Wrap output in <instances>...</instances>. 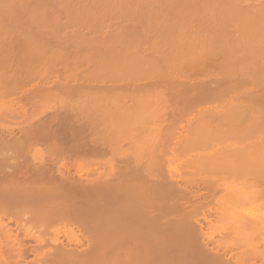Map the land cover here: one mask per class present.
<instances>
[{
	"label": "rangeland",
	"instance_id": "obj_1",
	"mask_svg": "<svg viewBox=\"0 0 264 264\" xmlns=\"http://www.w3.org/2000/svg\"><path fill=\"white\" fill-rule=\"evenodd\" d=\"M263 1L264 0L260 2H263ZM258 2L259 0H0V64L5 63V65L2 66L3 68L8 66L7 68L8 71L7 72L4 71L5 70L4 68L0 70V74L8 73L7 76L9 77V81H11L10 79L13 77H10L9 73L12 71V74L16 78L17 82L19 81V79L22 80V78L23 79L25 78L24 80L26 81L24 84L25 86H23L22 88V91L20 88L22 86L20 85L19 87L20 90L18 89L19 91L17 90V87H15L14 92L7 94L11 102H13L11 103L10 100L8 101L5 97H3L4 92L5 93L9 92L6 89L7 81L1 82L2 80L0 79V84H4L5 86V87L3 86L2 87L3 89L0 91V95L2 93V96H0L1 97L0 99L6 103L8 101V105L10 106L9 107L8 105L6 106L2 104L0 107V125H1L0 126V141H1L0 143L3 144V145L0 144V147L3 146L5 150H7V151H4L3 147H2L3 149L2 148L0 149V161H1L0 164L3 163L4 165L6 164L5 162L9 163L11 161L14 162L16 160L17 163L18 164L21 163L22 166L24 165L22 162L24 163L27 162V164H30V162L31 164H33L34 162L38 164L39 163H44V164L52 163L51 166L53 167V166H57V164L60 165V163L62 164L64 162V164L66 163V167H68L67 170L70 173H72L71 175L75 174L73 177L69 175L72 177V179L76 180V178L77 179L82 178V177H77L78 175L76 173L77 172L80 173L82 171L81 169H87L89 171V172L87 171L88 174H86L85 172L86 170H83V172L86 174L85 177H87L88 179V180L86 179L87 182L90 181V179L92 180L95 179L96 178L95 176H99L98 178L103 177V178L109 179L110 181H114L116 179L118 180V178L120 177V180H119L120 184L119 183L117 184V180L114 181L116 182L115 186L118 185L119 189L120 188L123 189L124 186L122 183L126 182V185H127V182L129 183L131 182V181H128L129 178H126V177L127 176L130 177L129 175H132L133 172H135L132 175V177H135L137 181L134 180L132 177H130V179L133 180V183L136 182L135 183L136 185H132L133 183L131 182L132 184H130L129 186L131 187L132 185L133 187L134 186L136 187L131 188V190L132 189L136 190L137 187L139 189H142L144 193L143 192L141 193L142 194L141 197L143 198V195L145 196V194L149 196L148 201L143 200V202L147 203L150 201V198L152 199V202H150V204L152 203V205L148 204L150 208L147 205L149 212L153 211L154 213H156V215H159V213L162 212V210L166 209L164 207L165 205L167 206V203L168 204L172 203L168 200H173L172 199L173 197L172 195H169V194H166V195H168L169 197L171 196V198L166 196L165 193H163V191L164 190L166 191L167 188H165L161 184H157L156 178H158L157 177L158 171L156 170L157 171L156 172L154 170L155 168H157V166L153 168L155 161H156L155 165H157V163L161 164V166H163V168L165 169L163 170L167 172L168 171L167 169L170 167L169 164L173 161L172 159L176 158L177 164H174V165L175 166L179 165V167L177 168H180V169L178 170H180L182 173L187 172V171L192 172V170H194L193 174L195 172V174L197 173V175L194 174L195 176L193 175V177L196 178L197 176V178H199L206 174L205 173L206 171L202 170L204 167H206L204 165H206L208 162L207 164L208 166L209 162H211L212 160L214 161L217 155L218 157L223 154L230 155L233 151L232 148L241 149L242 147H240V145H242L244 148V151H246L248 149L251 150L252 148H256L257 145L260 146L261 144H263L264 128H262L261 130V128H259L258 126V127H253V128L250 127V129H248L247 127L249 126L247 127L245 126V123H248L247 125H250L249 121L252 122V120H250L249 117L251 116L253 117V114H255L253 112H249L250 108L252 109L254 107L252 111L257 110L258 113H260V115L263 114L261 113V107L263 103L260 100L264 99V86H263L264 84V13L256 7L258 6L257 4ZM222 3H224V9L221 10ZM226 3L228 4L225 6ZM244 3L245 4L247 3L246 5L247 7L248 6L253 7V5H255L254 8L256 7L257 9L250 8V7L247 8L246 6H244L245 5ZM226 8L230 11H227ZM220 10L227 11L228 16L225 17V19H223V17L220 18V16L218 15V13H220ZM223 25L227 26L226 30H228V32L225 31V27H223ZM231 28L233 29L231 30ZM55 29L56 30L60 29L61 31L57 32L55 31ZM66 32H69L71 34L67 35ZM59 34L62 36L65 34L66 36L70 38H74V39L71 40L67 38L66 36H65L66 38L62 37ZM87 54L88 55L90 54L92 56L95 55L97 56L95 57L97 59H94L92 57L90 58V56L88 58ZM72 56H74V59H72L73 58ZM108 57L111 60L113 59L111 64H113V61H116L114 63L117 64L118 63L117 60L123 59L124 63H126V64H123V66L126 65V67H128L129 65H131V67H135L133 69H136V71L138 72L144 71V75L146 76H144L142 73L140 75L139 73L135 71L137 75H140V77H138L134 72L131 71L133 74L130 73L131 74V75L129 74L130 77L127 78L125 74L123 75L121 72H115V70L113 69L114 68L117 69V67L113 66V68L111 69L106 68L104 72L106 73L110 72L107 70L109 69L112 72L110 74L114 73L113 74L114 76H116V73H121V75L117 74V77H121L120 80L117 77H115L116 78L115 79L114 77L110 76V74H107V76L108 75L109 76L106 77V75L105 76L102 75L101 70H103L102 68L104 67H101L100 65L102 64V66H104L106 64L108 66L107 64L109 60L107 59ZM65 58L69 59L68 63L65 62L66 61ZM104 58L107 59V62H105L106 60ZM70 59H71V62H70ZM88 59L98 60L96 61L97 64L101 63V61L103 63L99 64V66L96 68L97 64H94L96 62H91V64L93 63L96 66L91 65L87 67V65H89ZM124 59L127 60V62H125ZM58 60L66 64L65 66L74 65V67L72 66L71 69L76 67V69H73V70H76L77 71L76 73L79 72L78 74H80L82 70H84V66L86 65L87 67L86 69H89L92 73L90 75L94 77L92 78V76H87L88 74H85L86 72H88L87 70V71H83L84 74H81L83 76L90 77L87 79L85 78L86 81L83 80V76L81 77L79 76L81 78L79 81L76 74L74 75L75 78L70 79L65 76L71 77L74 71H72L71 74H69L67 71H65L66 68H62L65 66H59L60 68L57 66L56 68L55 67L56 65H54V68L52 67L53 66L52 65L51 68H53V70L58 71L60 73V77L57 74L58 72L53 74V72L51 71L50 72L52 73L50 74L51 76L50 77L47 76V78H49L51 82H49V80L47 82L45 81L48 86L45 84V82H43L44 77L40 79L41 77L39 75L38 77L39 80H38L36 79L37 78L36 75H32L33 78H31L32 76L29 75V74H33L34 72L33 70H31L32 72L30 71L33 65H37L38 63H43L41 64V67L40 66L37 67V68H40L39 70L42 69V72H43L46 70L47 66H49L51 62L53 63L57 61L56 64L58 63L60 64ZM86 61L88 62L85 63ZM168 61H170V63ZM181 61H184L186 64H189V65H192V63H195V65H192L195 67L193 68L195 71L199 68V67L196 68L198 63H199L198 66H201V64L204 62L206 63L207 66H209L210 69H207V72H204V71L202 72L200 70L201 73L199 72V70H197L196 73L197 72L199 73L196 74L193 71V69L191 70L189 69L190 67L189 66L187 67L189 69V72L193 71V73L192 72L186 73V74H191L189 75V77H186L184 76L185 74L183 72H181L183 75L179 73L180 69H177L180 67V63H181V66H183L182 64L185 65V63ZM8 62L10 64L13 62L12 68H10V65ZM47 62L49 64H47ZM121 62H119L116 66L118 65L120 66ZM171 62H173L172 64L173 66L172 65L166 66V64L169 65L171 64ZM207 63L210 65H208ZM45 64H47V66L42 67V65H45ZM25 66H31V67H28L29 69H27V67ZM147 66L149 67L148 68L149 70L147 69ZM157 66L161 67L160 68L161 74L156 73L159 70ZM152 67H155V68H152ZM37 68H34V70L36 69L35 72L40 73V71ZM151 68L153 70H151ZM120 69H123V68H120ZM124 69L126 68L124 67ZM130 69L132 70V68ZM47 70L40 74H42V76H45L47 73ZM165 70L166 72H169L168 73L169 76L166 75L167 73H164ZM35 72L34 74H36ZM66 72L67 74L61 78V75ZM106 73H103V74H106ZM176 73H179V74H176ZM127 74L128 73H126V75ZM162 74H164L163 75L164 77L162 76ZM47 75H49V73ZM97 75H99V78H96L98 77ZM101 75L105 78L101 77ZM156 75L158 76L156 77ZM34 76H35V79H34ZM160 76L162 77L159 80ZM224 76L226 78H224ZM111 77L113 80H111ZM168 77H174L173 79L174 81H169V83H172V82L174 83L173 85L174 87H170L171 85L169 86L167 83H165ZM3 78H4L3 80L7 79L5 78V76H3ZM65 78H67V80L63 81V79ZM94 78L96 79L94 80ZM106 78H110L109 80H111V82H108L109 80ZM175 78L178 80L180 84L175 83ZM33 79L34 81H31ZM73 79L75 81V84L73 83ZM76 79H78L80 86L84 85V84H81L82 82L84 83V81L86 83L84 86H92V87H89L90 91L89 90L83 91L85 89L82 88L81 90L83 94H79V92L77 91H81V90H77L76 91L77 94L81 95V97L76 95V93L75 95L74 93H72L73 95L72 97H69L67 94L65 96V94H62L63 93L62 92L60 93L61 94L60 96L58 95L59 97L57 96L58 99H55L54 97L49 98V99L54 98V100H56L55 102L53 100L49 101V99L41 100L42 102L44 101L47 102L45 106L47 107V109L49 106H52L53 107L52 109L49 108L47 110L44 107V103L42 102H41L42 104L39 103L38 101H36L37 100L36 98L29 99L25 96V98L21 100V98L23 97L21 96V94L24 95L23 90H25V93H28L27 91H29V87H31L30 90H33V87L35 88L36 85L38 84L37 82H39L37 86H41L43 84L44 87L53 88L52 85H55V86H57V84L62 85L63 82L65 83V85L68 84L69 82L71 83V85L73 84L78 85V82H76L77 81ZM89 79L91 81H89ZM97 79H100L98 80L99 84H97ZM58 80L59 81L62 80V81L59 83ZM154 80L155 81L158 80L157 82L160 86L163 85L162 88L158 87V89L162 93L167 92L165 93V95H167V97L165 96L166 98L170 97V100L173 99V97L179 99V102L177 103V99L174 98V100H176L175 104L171 103L172 100L171 101L169 100L170 101L169 107H171V109H173V107L176 109H180L181 108L180 106H187L188 105L187 102H185L186 104H183V105L180 104L181 103L180 101L185 100L184 98L194 97L197 99L199 97L202 98L203 96L202 102L197 100L199 102L196 101L195 104L191 106L192 110H186V113L188 112L187 116L185 115L182 121L180 120L181 123L179 121L176 122V127H177V130L175 129L176 133L175 132L172 133V130L174 129L172 125L175 126V124L174 122L173 124L172 122L170 123L171 117L170 118L166 117L168 118V121L163 120L162 122L161 119H163L162 116L164 114L162 113L163 114L162 115L161 112L159 113L160 121L159 120H157V122L154 121V123L152 124L149 122L150 126H147V124L141 123L142 126H140L139 121L133 122V120L131 121V119L128 117H126L128 118L127 120L126 119L123 120L121 117L126 115L124 113V111L126 110L122 112L121 108L120 110L117 108L118 106H115L119 110L117 111V113L120 112L121 114L122 113L124 114L120 115V113H118L119 115L115 114V116L113 117L112 114L116 113L115 111L117 110L116 108H112V106H110L112 108L111 111L115 109L114 111H112V113L109 110L107 112L104 110L105 113L104 111L102 113V111H100V109H98L97 107L98 104H95L97 99L94 100L93 95L96 97L101 95V92L104 91L106 87L107 88L111 87L112 89L113 87H115L116 89L120 87L121 89L123 88L122 87L123 85L119 86L120 84H125L126 87H128V85H130L129 87H131V85L133 86L134 84L138 86L141 84L140 86H142L143 84L147 85L148 83L154 84L153 83ZM182 81L185 82L183 85L181 83ZM102 82H103V85H102ZM125 82H129V84L127 85ZM32 83H33V86H32ZM49 83H51V85ZM216 83H218L220 87H217ZM227 83L230 85V87L232 86L231 84L233 83L235 84L234 85L235 87L232 86V89H228V91L226 90V88H224V90H226L227 92L226 94H223V92H221L222 93L221 95L218 89H220L221 91L223 84H226L228 86ZM94 84H97L95 85V88H93ZM109 84L111 85L109 86ZM201 84L203 85L205 84L203 86L204 89H206L205 86L207 85L208 86L207 88L210 91L208 90H206L207 92L203 91ZM198 85L201 88H199ZM96 86L97 87L101 86V87L98 89ZM104 86L105 88H103ZM91 88L92 90H95V91L93 92ZM132 88L134 87H131V89ZM233 88H237V90H240L241 88L242 91L243 89L245 90L243 92L240 90L238 93L237 90H236L237 92L236 91L233 92L234 91ZM5 89L7 91H5ZM114 89L113 91L116 90ZM212 89L214 90V92ZM98 90H99V94L95 95L96 93H98ZM118 90L119 89H117L116 92ZM136 90H137V87H136ZM215 90L216 91L218 90V91L215 93ZM120 91L121 90H119L118 92ZM134 91H132V94H130V96H127V97H130L131 101H132V98H134L133 101L135 103V100H137V96L139 94L142 96L144 92L142 94L141 92L144 90L142 91L138 90L140 93L136 91V94L138 93L137 96L134 95L133 93ZM90 92H92V94ZM85 94L88 97H91L89 98L90 100L86 99L87 96L85 97L84 96ZM113 95L115 96L116 93L112 92V97H114ZM131 95L133 97H131ZM31 97L33 98V96ZM64 97H66L68 101ZM78 97L80 99H78ZM127 97L124 98L125 100L122 99L123 101L122 103L117 102L116 100V104L114 101V103L112 102L113 103L112 105H118V104L123 105V103L125 102L127 103L130 102L129 104H131L133 101L131 102L129 99H128L129 102L126 101ZM17 99H19L20 101V103L18 104H17V101H18ZM105 99H107V97ZM235 99L238 102L239 100H243L242 103L244 102V99L245 101L247 99L248 102H250L251 99L254 101L256 100L257 102L253 101L251 103H248L246 101L247 104L244 102L245 106L246 105L248 106V104H250L252 105V107L250 106L249 108L248 106L249 108L248 110L247 107L241 104L242 105L241 107L243 108L242 111L244 110L246 113H242V112L240 113V110H238L239 112L238 113L237 111H235V107H234L235 104L230 102L232 100L235 101ZM73 100L74 101L77 100L76 107L73 104L74 103ZM88 100L91 103H93V100H94L93 104L95 105L90 106L91 103L88 104L89 103ZM103 101L99 102L98 100L100 105L101 103H103ZM107 101H108L107 103H109L111 100L110 101L107 100ZM52 102H53V105H52ZM57 102H59V104L61 102L66 103V105L63 104L62 106L58 104L59 107L61 106V108L58 107L57 109H55L56 108L55 106H58L56 104ZM258 102H260L261 104H259ZM38 103H39V106H38ZM69 103H71L72 109L75 107L73 111H68L67 107ZM79 103H82V104H79ZM104 103H106V100ZM167 103L169 102L167 101ZM167 103L166 105H168ZM21 104L23 108L21 107ZM36 104H37V107H34ZM78 104L80 107H78ZM256 104H258L261 107L257 106ZM3 105L5 108L2 109ZM84 105L85 107L89 106L87 107L88 110L84 107ZM230 105L233 106L234 110L231 109ZM123 106L125 108L126 107L128 108V105L126 106L123 105ZM14 107L16 108L15 110H13ZM91 107H93L94 111L93 109L92 111H90ZM244 107L245 109H247V111L244 109ZM63 108H66V110H64ZM69 108L71 107L69 106ZM76 108L78 110H76ZM95 108H97V110H99L100 112L99 111L96 112ZM171 109L166 108L164 112L167 113L168 111V113L165 116H169V110ZM182 109L185 110L187 108L182 107ZM2 110H4L5 112ZM216 110L219 112V114H222L220 112L227 111L228 114L224 112L225 114H227V117L228 116L230 117L231 114H235L237 116L241 115V118L242 116L244 117L246 116L248 118H244V119L242 118L243 119L242 122L244 121L243 123L244 127L238 128V130H237V126L238 127L242 126V124H240L239 118H238L239 125L235 126L236 129L235 127L232 126V123H231L232 120L230 121V124L232 127H230V125H228L227 127L226 124H225V127H221V125L224 126V124H221L220 127L218 126L219 128L217 127L218 129L217 128L215 129L214 126L218 124L217 122L216 123L214 122L215 119L213 117H215V113L213 114V111H216ZM126 112H128V109ZM198 112L200 116H198L199 115ZM218 112L216 115H218ZM201 113H203V116H201L202 115ZM103 116H105V118ZM108 116L111 118H109ZM116 116H119L117 117L118 119L116 118ZM211 116H213L212 120L214 123L211 120ZM254 116H257V115H254ZM263 116L262 118H259L258 120L255 119L257 120V122L259 121L258 124H263L260 127H264V121H263L264 117ZM193 117H195L194 118L195 123L193 122L194 120L192 119ZM227 117H226V122H228ZM166 118L164 117V119ZM233 118L235 117L233 116L231 119ZM108 119L110 122L106 121ZM110 119H112L113 121ZM120 119L123 120L124 123L121 124ZM219 119L220 118L218 116V121H220ZM128 120L132 122L131 125H128L129 123H131L130 121L128 122ZM117 121H120V122H117ZM125 121H127V124H125L126 123ZM236 121H237V118H236ZM115 122H117V125L115 124ZM138 122H139L138 125H133V123L137 124ZM196 122H198L197 123L198 127H195ZM212 123L214 124V126H212L213 125ZM221 123H224V122L222 121ZM199 124L200 126L205 125V127L203 126L200 127ZM234 124L236 123L234 122ZM171 127H172V130H169ZM245 127L247 129L244 130L243 128ZM232 128L233 130H237V131H241V129H243L244 132L241 133V132L235 131L237 133L233 134L234 131H232ZM221 130H224V131H221ZM227 130H229V133ZM246 130H248V132L250 131V133H248ZM150 131L153 132V134H151ZM158 131L160 132V135H159V138H156ZM167 131H171V135H168L170 134V132L167 133ZM28 132L33 133V135L28 136ZM118 132H125L128 134L127 135H117L116 133ZM115 134L117 136H115ZM142 135L143 136L146 135V136L141 137ZM153 135L156 136V137L154 136L156 140L153 138ZM1 137H6V138L1 139ZM260 138L262 139L261 143H260L261 140H259ZM17 148L22 149V151L18 150ZM39 149L40 151L42 149L44 150V151L43 150L41 151V153L43 152L42 153L43 155L41 153L37 155L34 152V151L37 152V150ZM230 150H231V153H229ZM4 160H7V161L4 162ZM246 160L247 159H245V161ZM151 162H153L152 165L150 164ZM106 163H107V166L108 164L110 165V163L114 164L113 165L114 168L116 167L115 172H117V174H114L115 176L111 177L108 175H104L105 173H107ZM191 163L192 164L198 163L197 165L199 168H196L197 167L196 165H195L196 167L192 166ZM77 164H80V165L76 166ZM82 164L83 165L88 164V165H86L87 167L85 166L84 168ZM91 164H93L94 167H92ZM8 165L10 166V163ZM8 165L6 166L8 167ZM6 166L4 165L3 167L6 169L7 168ZM80 166H83V167L80 168ZM200 166L203 167L201 168V170H200ZM77 167L80 169L76 170ZM88 168L91 171H93L94 174H92V172H90ZM127 168L129 169L126 170ZM118 169L120 170L119 171L120 174H118L119 172L116 171ZM205 169H207V167ZM103 170H106V171H103ZM122 170H123V173L121 174ZM197 170L198 172H196ZM126 171L128 172V175L126 174ZM202 171L204 172V174L202 173ZM97 172L100 173L101 177L100 175H96L98 174ZM164 174L167 175V173H164ZM125 175L127 176L124 177ZM184 176H187V175H184ZM55 177L57 176L55 175ZM65 177H68V176H65ZM64 178H61V179H64ZM124 178L127 180H125ZM167 178L169 177L167 176ZM56 179H59V178L57 177ZM84 181L82 180V182ZM50 184L51 183H49L48 185ZM56 184L55 182H52L51 186L56 185ZM48 185L47 187H49ZM159 186H162L163 188H160ZM56 188L57 190H55L54 188L53 189L57 192L58 191H61V192L64 191L63 193L67 192V194H64V195L70 196V194H68L69 191L67 190V186L58 185V187ZM62 188H64V190ZM105 188L106 187H101L100 189L90 188L88 189L89 192H86L87 189L85 191L83 189V192H82V188H81V191L77 190V192L80 191L81 194H83L84 196L76 192L74 193V196L76 197L73 196V199H70L72 200V203H75V205L78 206V208H75L76 206L74 207L72 206L74 204L70 205L75 210L80 211V213H83L85 211L86 216L88 214L89 215L92 214V216H95L94 223H90L91 226L89 225L87 226L89 227L95 226L94 228L103 227L102 229L104 230L101 229L102 234L103 232L104 234H106L105 232H107V229H108L107 227L108 223L106 221V219H108L107 218L108 216L105 217V215L106 214L109 215V213H107L106 211L109 212V210H113V211L118 210L117 211L118 213H123L124 209H122L123 211L121 210V207L123 206H122V203L120 204V202L123 201L122 199H126V197L124 198L122 194H119L120 193L119 190L117 191L119 195L117 193H114V194H117L116 197H123V198H116L115 196L112 195L113 193L108 194L106 190H109V189L108 188L105 189ZM138 188L137 190H139ZM116 189L117 187H115L114 190ZM135 190H132V191L136 193ZM58 193L60 194V192ZM107 195L108 197L113 196L116 199V201L114 198H111L110 200L107 197L105 198L104 196H107ZM78 196H82V197H78ZM202 196L200 198L197 196V198H199L200 201H203L205 200V198ZM66 199L67 200H65V202L69 206V204H71L70 203L71 201L68 198ZM112 199L114 200L111 201ZM133 199L131 198L130 199L131 201L130 200L128 201L127 199L126 202H130L132 204V201H133L135 203ZM76 200L79 202H77ZM68 201L69 203H67ZM194 201H197V203L194 202L195 204H199L198 199H194ZM136 202H141V203L134 204V207L131 206L129 203H128V206H125L129 208L130 206L133 207L135 211L137 212L136 217L139 218V219L136 218L137 220H139L137 221L139 223L138 224L139 229L137 230L139 231H137L136 229L135 230L137 232L135 230L132 231L133 228L131 227H134L136 225L132 226L130 224L131 227L129 226V228H131V230L129 229L127 232L128 233L127 235H129L130 233L132 234V235L130 234L131 236H128V239L130 237L134 239L132 240L130 238V242L132 240V242L130 243L131 245L130 248H129L128 242H126L127 244H125L124 242H122L123 240L121 241V240H116V239L114 240L116 245L111 246L113 244L109 245V243H106L108 241L107 239L105 243L103 241H102L103 243L101 242L103 246L102 245L96 246L97 248L99 247L98 249L97 248L95 249L93 247L95 249L93 250V248L90 247L93 250V253L90 254L89 256H86L88 261L87 260L82 261V262L79 261V263H76V264H93L91 262H95V260H98V259L99 261L101 260L99 264H108L107 263L108 261H111V262L115 261L114 263L120 264V262L124 261V259H125V262L124 263L122 262L121 264H208V263L217 264L219 260H223V259H227L228 260L227 263L229 264L230 263L234 264L236 260L237 262L238 260L241 261L240 259L243 258L244 255L246 257V254L247 256L249 255L250 257L249 256L248 258L244 257L245 259H242V262H238V264H261V263L264 264V260H263L264 248L262 247V244L258 245L257 244L258 242L254 244L255 246L258 245L256 246V250L255 248L254 249L251 248V250H253V253L256 252L254 253L253 258L251 257V255L253 256V253H249L251 252L249 250L250 246L246 247L248 249L246 250L244 249V251H242V249L240 250L241 247L239 248V246L238 247L235 246L236 247L235 249L239 248V250L238 249L236 251L234 250V253L232 251L231 254L230 253L226 254L227 252L224 253V251H222L223 254L222 253L219 254L222 256L221 257L218 255V253H220L221 251L218 250V248L215 249L219 241L218 242L216 241L217 243H215L214 240L210 242L211 239L204 240L202 239V237H197L195 240L196 244L197 242H200L199 245L197 244V247H199L198 249L196 248V246L194 248L190 246V245L193 246L192 241H189L187 243L184 242L185 244H182L183 241H181L180 243L182 245L180 247L178 246L175 249L176 244L177 245L180 244L178 243V241L184 240V239H181L183 237L180 235H177L178 237H180V239L178 238L179 240H177L175 238L176 235L171 236L172 242L169 243L170 242V239L168 237L169 235L164 236V237H167L165 243L168 249H166L165 244H163L164 243L163 241H165V239L162 238V233H164L163 235H167V233H169L168 231H165V230H168V229H165V227L168 228L167 225L169 224L166 223V219L164 217L165 214L160 213V216L152 215L153 212L149 214V212H147L146 210L147 209L146 204H143L140 199L139 201H136ZM124 203H125V200L123 201V204ZM194 203L190 204V206H194L195 205ZM119 204H120V207H117ZM80 206L83 208H81ZM143 210H146V214H143L145 212ZM205 210H207V208L204 209V212ZM130 211H132V209H130ZM129 213H135V212H129ZM127 215H131V214H126V217ZM92 216H89V219ZM149 216L150 218L153 217L158 220H155L153 218H151L152 219L151 220L150 218H148ZM92 218L91 220H93ZM132 220L133 219L131 217V221ZM127 221L128 219H126V223ZM16 224L17 223L13 221L9 222V225L10 226L14 225L13 227L15 228H16ZM162 225H165V226H162ZM64 227H70V228L74 227V229H76V228H83L84 226L77 227V224L75 226L71 222H66L64 223ZM119 227H121V224L119 225ZM124 227H121V228L116 227L115 229L121 230V229H124ZM62 230L63 228L59 229V231H62ZM97 230L99 231L100 229H97ZM124 231L125 230L121 232L123 233ZM18 233L20 236H22L21 231ZM204 234L205 233H203V235ZM134 235L137 237L135 238ZM62 236L63 235L61 233H59V236L57 235L58 241L63 239V241L66 242V238ZM173 238L177 240V242H175ZM125 239L126 241L128 240L127 238H124V240ZM167 240H169L168 243H167ZM89 241L91 240L90 239L85 240V237H83L80 245L79 244H78L79 246L77 245L78 246L77 249L81 251L82 249L80 248H83L85 250V248H87L92 243V241L91 243H89ZM27 242H29L28 243L29 248H33L34 245L37 244L35 240H31V239L27 240ZM51 242L52 241H49V244L48 245L46 244L45 248L48 247L50 244H54ZM242 242H245V241H241L240 243ZM71 243L69 242V244ZM72 244L71 246H74V244L73 245ZM209 245L212 250L209 249ZM228 245L232 247L231 244H228ZM168 246L170 247V249H175V250H170ZM192 249H195V252L197 253L199 252V254H196L195 252H193ZM207 249H209L210 252L212 251L213 254L210 253L209 256H207L208 254H206L204 251L206 250L207 252L208 251ZM165 250L167 254L164 253ZM168 250L173 251L175 253H171ZM179 250H180L179 253H182L181 250H185V252L187 251V254L183 251L182 256H181L182 258L184 257L183 259L175 255V254L179 255V253H176V251H179ZM201 251L202 252L204 251L205 256L204 254H201ZM209 251L207 253H209ZM240 251H242L243 253L245 251L246 252L242 256L241 255L242 253ZM81 252L83 253L84 251H81ZM216 252L217 254L215 255ZM237 252H239L240 255L239 253L237 254ZM224 254L226 256H229L230 258H227ZM202 255L204 257H202ZM238 255L241 258H238L239 257ZM216 256H219L220 259ZM33 257H34L33 253L30 252L27 254V259L29 261L24 262L22 260H19L18 263L19 264H41V263H37L38 261L36 260H32ZM127 257H133L138 260H132L133 258L128 259ZM168 258L169 259L172 258V260H169ZM177 258L182 259V260H178ZM216 258L219 260L216 261ZM116 259H119V260H116ZM243 260H245V263H243ZM105 261L106 263H104ZM117 261H120V262H117ZM225 261L226 260H223V263ZM237 262H235V264ZM218 263H220V261ZM109 264H112V263H109Z\"/></svg>",
	"mask_w": 264,
	"mask_h": 264
},
{
	"label": "bare ground",
	"instance_id": "obj_2",
	"mask_svg": "<svg viewBox=\"0 0 264 264\" xmlns=\"http://www.w3.org/2000/svg\"><path fill=\"white\" fill-rule=\"evenodd\" d=\"M260 1H262V0H259V2L257 3L258 4V6H256L260 11H262L263 13H264V1L263 2H260ZM226 2V1H225ZM224 2V3H225ZM224 3H222V5H221V10L222 9H224ZM228 3H226L225 4V6L227 5ZM245 4V3H244ZM243 4V5H244ZM249 4V3H248ZM256 4V5H257ZM247 5V3L244 5V6H246ZM250 5V4H249ZM253 5V4H252ZM223 6V7H222ZM254 6L255 5H253V7H251V6H248V7H250V8H254ZM247 7V6H246ZM247 7V8H248ZM254 8V9H257V8ZM220 10V13H218V15L220 16V18L221 17H223V19H225V17H227L228 15H227V11H230V10H228L227 8H226V10L224 11H221ZM228 14H229V12H228ZM216 16V15H215ZM226 24V23H225ZM228 25V24H227ZM222 27V26H221ZM220 27V28H221ZM223 27H225V31H227L228 32V30H226V27L227 26H224L223 25ZM59 28V27H58ZM57 28V29H58ZM228 28H230V27H228ZM224 29V28H223ZM233 28H231V30H232ZM230 30V29H229ZM55 31H61L60 29L59 30H56L55 29ZM66 34L67 35H70L71 33H69V32H66ZM60 35V34H59ZM60 36H62V35H60ZM66 35L64 34L62 37H65ZM73 36V35H72ZM67 38H69V39H74V38H70V37H68V36H66ZM65 37V38H66ZM78 52H80V51H78ZM78 54V53H77ZM68 56V55H67ZM87 56H88V58H89V56H90V58L92 57V58H94V59H97V58H95V57H97V56H92V55H88L87 54ZM69 57V56H68ZM67 57V58H68ZM71 57V56H70ZM73 58L72 59H74V56H72ZM93 59V60H94ZM105 59V58H104ZM107 59H109V57L107 58ZM107 59H105L106 61L105 62H107ZM125 59H126V57H125ZM124 59V60H125ZM66 60V61H65ZM65 60H63V61H65L66 63H68V61H69V59H66L65 58ZM91 60V59H88V61H86L85 63H87L88 62V64L89 65H87V67L88 66H91V65H94V64H97V62L96 61H98V60ZM103 60V59H102ZM111 59H109L108 60V62H107V64H108V66L105 64L104 66H102V64L101 63H103L101 60V63H99V64H101L100 66L101 67H104V68H102L103 70H101L102 71V75H106V77H108L107 76V74H110V73H112L111 72V70H109V69H111V68H113V66L114 67H117V69L116 68H114L113 70H115V72H121L123 75L125 74V76H127V78H129L130 76H129V74L130 73H132V72H134L136 75H137V73H139L140 75H141V73L144 75V71H136V69H133V68H135V67H131V65H129L128 67H126V65L125 66H123V64H126V63H124V61H123V59H119V60H117L118 61V63L119 62H121V65L119 66H116L117 64L116 63H114V62H116V61H113V64H111L112 63V60L110 61ZM59 61V60H58ZM75 61V60H74ZM99 61V62H100ZM10 62V61H9ZM8 62V63H9ZM45 62V61H44ZM60 62V61H59ZM70 62H71V59H70ZM91 62H96V63H92L91 64ZM125 62H127V60H125ZM169 63H170V61H168ZM181 62H184V61H181ZM13 63V62H12ZM12 63L10 64L9 63V65H10V68H12ZM46 63V62H45ZM55 63V64H54ZM57 63V61H55V62H51L50 64L47 62V64H49V66H47V64H45V65H42V67L43 66H47V68H46V70H47V73H46V75L45 76H42V74H40V73H43V72H45V71H43L42 72V69L41 70H39L40 68H37L38 66H40L41 67V64H43V63H38L37 65H33V66H35V67H33L32 66V68L30 69V71L31 70H33L34 72H35V70H34V68H37L39 71H40V73L39 72H35L36 74H34V72H33V74H29V75H36V79H38V77H39V75H40V79H42V77H44V81L43 82H47L48 80H49V82H51L50 81V79L49 78H47V76L48 77H50L51 75L50 74H52V73H50L51 71L53 72V74H55L56 72H58V71H56V70H53V68H54V65H56L55 67L57 68V66L59 67V66H65L66 64H64L63 62H60V64L58 63V64H56ZM63 65H62V64ZM162 63V62H161ZM164 63V62H163ZM165 63H167V62H165ZM175 63H177V62H175ZM179 63V62H178ZM185 63V62H184ZM190 63H192V62H190ZM99 64H97V66L96 65H94V66H96V68L99 66ZM115 64V65H114ZM160 64V63H159ZM173 64V62H171V64H166V66H171ZM208 64V63H207ZM1 66L0 67H2L3 65H5V63L4 64H0ZM53 65V66H52ZM68 65V64H67ZM72 65V64H71ZM85 65V64H84ZM112 65V66H111ZM183 66H181V63H180V67L179 68H177V69H180V72L179 73H181V72H183L185 75L184 76H186V77H189V75H191V74H186V73H190V72H192L193 73V71L196 73V71L197 70H199V72H200V70L203 72H207V69H210L209 68V66H207L206 65V63L204 62V63H202L201 64V66H198L199 65V63H198V65H197V63H196V68L197 67H199V68H201V69H197L196 71L193 69V68H195L194 66H192V65H195V63H192V65H189V64H186L185 63V65L184 64H182ZM208 65H210V64H208ZM51 66L53 67V68H51ZM73 67H74V65H72ZM72 66H70V65H68V66H65V67H62V68H66V70L65 71H67L69 74H71V72L72 71H74L73 73H72V75H71V77H69V76H65L66 74H67V72L66 73H64V74H62L61 75V78L63 77V76H65V77H68V78H70V79H72V78H75L74 77V75L76 74L77 75V77H78V79H79V81H80V77L81 76H83V75H81V74H84V72L83 71H87L88 70V72H86L85 74H88L87 76H92V75H90V74H92L91 73V71L89 70V69H86L87 67H86V65L84 66V70H82V72L80 73V74H78V73H76L77 71L76 70H73V69H76V67L75 68H73V69H71V67ZM122 66V67H121ZM153 66H155V65H153ZM173 66V65H172ZM190 66V67H189ZM25 67H27V69H29L28 67H31V66H25ZM124 67L126 68V69H124ZM146 67V66H145ZM158 67V66H157ZM174 67H175V65H174ZM187 67H189V69L191 70V69H193V71H190L189 72V69L187 68ZM211 67V66H210ZM5 68V70L4 71H8V66L7 67H4ZM3 67L2 68H0V70H2V69H4ZM9 68V69H10ZM60 68V67H59ZM90 68H92V67H90ZM106 68H109V69H107L108 71H110V72H108V73H106V72H104V70H106ZM120 68H123V69H119ZM127 68H129V69H127ZM130 68H132V70L130 69ZM141 68V67H140ZM140 68H139V70H140ZM149 67L147 66V69H148ZM152 68H155V67H152ZM151 68V70H153ZM159 68V72L157 71L156 73L157 74H161L160 72H161V67H158ZM164 68V67H163ZM162 68V69H163ZM167 68V67H166ZM165 68V69H166ZM45 69V68H44ZM68 69V70H67ZM138 69V68H137ZM144 69V68H143ZM146 69V70H147ZM176 69V68H175ZM112 70V71H113ZM118 70V71H117ZM142 70V69H141ZM149 70V69H148ZM147 70V71H148ZM171 70H173V69H171ZM206 70V71H205ZM11 71V70H10ZM27 71H29V70H27ZM60 71V70H59ZM93 71V70H92ZM124 71H126V72H124ZM128 71H130V72H128ZM132 71V72H131ZM137 73H136V72ZM187 71V72H186ZM2 72V71H1ZM32 72V71H31ZM61 72V71H60ZM99 72V71H98ZM152 72V71H151ZM174 72V71H173ZM176 72H178V71H176ZM199 72H197L196 74H198ZM4 73V72H3ZM49 73V75H47ZM62 73V72H61ZM103 73H106V74H103ZM121 73H116V76H114L113 74H110V76H112V77H117V74H120L121 75ZM126 73H128L127 75H126ZM164 73H167L166 75L167 76H169L168 75V73L169 72H166V70H165V72ZM179 73H176V74H179ZM201 73V72H200ZM6 74V75H5ZM5 74H0V76L1 75H3V76H5V78H7L6 80H3L4 78H3V76H1L0 77V79L2 80L1 82H6V89L9 91V92H7V93H5L4 92V95H3V97H5L8 101L10 100V98L8 97V95L7 94H10L11 92H14L15 91V87H17V90L19 89V87H20V85L22 86V87H20L21 88V91H22V88H23V86H25L24 84H25V78L23 79L22 78V80L21 79H19V81L17 82V80H16V78L14 77V75L12 74V71L9 73V75H10V77H13V78H15V79H13V78H11L10 80L11 81H9V77L7 76V74L8 73H5ZM58 75H59V77H60V73L58 72L57 73ZM133 74V73H132ZM154 74V73H153ZM182 74V73H181ZM204 74V73H203ZM100 75V74H99ZM99 75H97L98 77H96V78H99ZM101 75V77H103ZM119 75V76H120ZM131 75V74H130ZM140 75H137L138 77H140ZM164 74H162V76H163ZM165 75V76H166ZM183 75V74H182ZM188 75V76H187ZM194 75V74H193ZM80 76V77H79ZM144 76H146V75H144ZM158 75H156V77H157ZM162 76H160L159 77V80H160V78L162 77ZM19 77H21V76H19ZM47 79H46V78ZM94 76H92V78H93ZM112 77H111V80H113L112 79ZM142 77V76H141ZM164 77V76H163ZM31 78H33V76L31 77ZM87 78H90V77H86V76H83V80H85L86 81V79ZM91 78V79H92ZM96 78H94V80L96 79ZM103 78H105V77H103ZM119 80H120V78L121 77H117ZM182 78H184V77H182ZM223 78V77H222ZM224 78H226L225 76H224ZM13 79V80H12ZM18 79V78H17ZM34 79H35V76H34ZM34 79L33 80H31V81H34ZM78 79H76L77 81L76 82H78V85L76 84V85H74L75 84V81H74V79H73V85H71V83L69 84L68 82H66V83H68V84H66L65 85V83L63 82V84L62 85H58L57 84V86H55V85H52L53 86V88L51 87H44L43 86V84L41 85V86H37L38 84H39V82H37L38 84L36 85V87L34 88L33 87V90H30V88L31 87H29V91H27L28 93H25V90H23V93H24V95H22L21 94V96H23L22 98H21V100H23V98H25V96L27 97V98H29V99H34V98H36L37 100L36 101H38L39 103H41L42 101L41 100H48L50 97L52 98V97H54L55 99H58L57 98V96L59 95H61L60 93H62V94H65V96H66V94L69 96V97H72L73 95H72V93H74V95H75V93H76V95H78L77 94V92H79V94H83L82 93V88L83 89H85V90H83V91H88L89 90V87H92V86H84L86 83H85V81H84V83L82 82L81 84H84L83 86H80V83H79V81H78ZM106 79H110V78H106ZM116 79V78H115ZM122 79H123V77H122ZM132 79V78H131ZM165 79V78H164ZM169 79H171V80H169ZM174 79V77H168V79H166V81H165V83H167L170 87H174L173 85H174V83L172 82V83H169V81H174L173 80ZM39 80V79H38ZM65 80H67V78H65V79H63V81H65ZM93 80V81H94ZM98 80H100V79H97V84H99L98 83ZM104 80V79H103ZM111 80H109L108 82H111ZM156 80V79H155ZM154 80V84H147V85H142V86H138V85H136V84H134V85H136V86H132L131 85V87H134V88H132L131 89V87H129L130 85H128L129 84V82H125L127 85H128V87H126L125 86V84H118L119 86H121V85H123L122 87L123 88H121L120 89V87L119 88H117V89H119V90H121L120 92H116V88L115 87H113V89L115 90V91H113V89L111 88V87H109V88H105V86L103 87V88H105V90L104 91H102L101 92V95H99V96H94L93 95V97H94V100H96V103L95 104H98L97 105V107H98V109H100V111H102V113H103V111L105 110L106 112L109 110V111H111V109L112 108H116L115 106H118L117 108L120 110V108H121V110H122V112L124 111V110H126L127 111V109H128V112H126V111H124V113L126 114V115H124V116H122L121 118L124 120V119H128V118H130L131 119V121L133 120V122H137V121H139L140 122V126H142V124H147V126H150L149 125V122L152 124V123H154V121L155 122H157V120H159L160 121V116H159V113L161 112V114L163 115L162 117H163V119H161L162 120V122H163V120H167L168 121V118H170L171 117V119H170V123L172 122V124H173V122H174V124H175V126L174 125H172L173 127H174V129L172 130V127L169 129V130H172V133H174L176 130H177V127H176V122H180L181 123V121H182V119L184 118V116L186 115L187 116V113H186V110H192L191 109V106H193V104H195V102L197 101V100H199L200 102H202V99H203V96H202V98L201 97H199V98H194V97H187V98H184L185 100H183V101H180L181 103L180 104H186L185 102H187V106H180L181 108L180 109H176V108H174L173 107V109H171V107H169V105H170V101H171V103H174L175 104V101L176 100H174V98L175 97H173V99H171L170 100V97H168V98H166L167 97V95H165V93H167V92H164V93H162L159 89H158V87H161L162 88V86L163 85H159L158 84V80L157 81H155ZM162 80V79H161ZM181 80V79H180ZM179 80V81H180ZM14 81V82H13ZM62 80H58V82L60 83ZM82 81V80H81ZM89 81H91L90 79H89ZM101 81H102V79H101ZM107 81V80H106ZM106 81H104V82H106ZM115 81V80H114ZM113 81V82H114ZM35 82V83H36ZM42 82V81H41ZM46 82H45V84H46ZM164 82V81H163ZM175 83L177 84V83H179L178 82V80L175 78ZM182 83V85L185 83V82H181ZM11 84V85H10ZM50 85H51V83H49ZM97 84H94L93 86V88H95V85H97ZM106 84H108V83H106ZM112 84V83H111ZM111 84H109V86L111 85ZM115 84V83H114ZM117 84V83H116ZM180 84V83H179ZM217 84V87H220L219 85H218V83H216ZM228 84V83H227ZM231 84V83H230ZM47 85V84H46ZM49 85V86H50ZM88 85V84H87ZM102 85H103V82H102ZM117 85V86H118ZM156 85V86H155ZM181 85V86H182ZM205 85V84H204ZM203 84H201V86H202V89H203V91H206V90H208V91H210L207 87V85L205 86V88L206 89H204L203 88V86H204ZM224 85H225V87H224ZM233 87H235L234 85L235 84H231ZM243 85V84H242ZM4 86V84H0V87H1V89H0V91L3 89L2 87ZM32 86H33V83H32ZM48 86V85H47ZM59 86V87H58ZM216 86V85H215ZM227 85L226 84H223V86H222V89H221V91H220V89H218L219 90V92H220V94L222 95V93L221 92H223V94H226V92L228 91V89H232V86L230 87V85L228 84V86L226 87ZM262 86V85H261ZM263 86H264V84H263ZM5 87V86H4ZM55 87V88H54ZM58 89H57V88ZM97 87V86H96ZM101 87V86H100ZM100 87H97L98 89L100 88ZM136 87H137V90H136ZM198 87H199V85H198ZM240 87V86H239ZM130 88V89H129ZM147 88V89H146ZM160 88V89H161ZM199 88H201V87H199ZM210 88V87H209ZM224 88H226V90H224ZM5 89V91H7ZM14 89V90H13ZM26 89V88H25ZM11 90V91H10ZM13 90V91H12ZM20 90V89H19ZM18 90V91H19ZM77 90H81V91H77ZM91 90H92V88H91ZM97 90V89H96ZM135 90V91H134ZM138 90H144V91H142L141 92V94L144 92V94H142V96L139 94L138 96H137V94L138 93H140ZM146 90V91H145ZM159 90V91H158ZM213 90V89H212ZM212 90H211V92H212ZM217 90V91H218ZM233 92H235L236 90H237V88H233ZM240 90L242 91V89L240 88ZM240 90H237L238 91V93H239V91ZM245 89H243V91H244ZM77 91V92H76ZM90 91V90H89ZM93 92L95 91V90H92ZM114 92V93H116V95L114 96V97H112V92ZM132 91H134L133 93H134V95H136L137 96V100H135V103H134V98H132V101L130 100V97H127V96H130V94H132ZM136 91L138 92L137 94H136ZM216 90H215V93L217 92ZM224 91H225V93H224ZM236 91V92H237ZM242 91V92H243ZM251 91V90H250ZM81 92V93H80ZM97 92V91H96ZM130 92V93H129ZM146 92H147V94H146ZM207 92V91H206ZM213 92H214V90H213ZM16 93V92H15ZM30 93V94H29ZM89 93V92H88ZM91 94H92V92H90ZM110 93V94H109ZM97 94H99V90H98V93H96L95 95H97ZM169 94V93H168ZM205 94H207V93H205ZM6 95V96H5ZM33 96V98L31 97V96ZM89 95V94H88ZM110 95V96H109ZM0 96H2V93H1V95ZM56 96V97H55ZM58 96V97H59ZM63 96V95H62ZM78 96H80L81 97V95H78ZM85 97L87 96L86 94L84 95ZM166 96V97H165ZM84 97V98H85ZM96 97V98H95ZM102 98V99H100V98ZM107 97V99H105ZM108 97H109V99H108ZM112 97V98H111ZM125 97H127V99H126V101H128V99L133 103V105H132V103L131 104H129V103H127V102H125V103H123V105H128V108L126 109L123 105H121V104H118V105H112L113 103H114V101H115V104H116V100H117V102H120V103H122L123 101H122V99H124ZM131 97H133L132 95H131ZM135 97V96H134ZM172 97V96H171ZM204 97H206V96H204ZM1 98V97H0ZM9 98V99H8ZM19 98H20V96H19ZM54 98L53 99H49V101H56V100H54ZM61 98V97H60ZM59 98V99H60ZM64 98H66V97H64ZM89 98H91V97H86V99H89ZM115 98V99H114ZM200 98H201V100H200ZM14 99V98H13ZM38 99H40V100H38ZM76 99V98H75ZM78 99H80L79 97H78ZM168 99V100H167ZM175 99H177V98H175ZM196 99V100H195ZM204 99H206V98H204ZM18 101H17V104L18 103H20V101H19V99H17ZM61 100V99H60ZM66 100H67V98H66ZM90 100V99H89ZM88 100V101H89ZM94 100H93V103H94ZM98 100H99V102L101 101H103V103H101V105H100V103L98 102ZM105 100H106V103L108 102L107 100H111L109 103H104L105 102ZM125 100V99H124ZM170 100V101H169ZM4 101H5V99H4ZM8 101H7V103L6 102H3L1 99H0V107H1V105L2 104H4V105H8ZM14 101V100H13ZM33 101V100H32ZM59 101V100H58ZM65 101V100H64ZM68 101V100H67ZM74 101V100H73ZM76 101L77 100H75L74 101V105H75V107H76ZM167 101L169 102V103H167ZM199 101H197V102H199ZM242 101L243 100H239V102L238 101H236V99H235V101L234 100H232V101H230L231 103H234L235 105H234V107H235V111H237L238 112V110H240V113L242 112V113H246L244 110V112L242 111V105L243 106H245V104H244V102L247 104V102H248V100L246 99V101H245V99H244V102L242 103ZM250 101V100H249ZM254 100H252L251 99V101L250 102H248V103H251V102H253ZM263 104H262V107L261 106H259L258 104H256L257 106H259V107H261V113H263L264 114V99H262V100H260ZM3 102V103H2ZM10 102H11V100H10ZM16 102V101H15ZM24 102V101H23ZM35 102V101H34ZM46 101H44V102H42V103H44V107L46 106V104H47V102L45 103ZM81 102V101H80ZM83 102V101H82ZM98 102V103H97ZM113 102V103H112ZM179 102V99H177V103ZM254 102H257L256 100L254 101ZM6 103V104H5ZM11 103H13V102H11ZM37 103V102H36ZM39 103H38V106H39ZM41 103V104H42ZM91 102L89 101V103L88 104H90ZM93 103H91L90 104V106L92 105H95V104H93ZM166 103L168 104V105H166ZM259 104H261L260 102H258ZM55 104V103H54ZM57 105L59 104V102H57L56 103ZM63 104H65L66 105V103H60L59 105H62L63 106ZM79 104H82V103H79ZM79 104H78V107H80L79 106ZM104 104V105H103ZM242 104V105H241ZM4 105H3V107H2V109L3 108H5L4 107ZM10 105H12V104H10ZM50 105V104H49ZM52 105H53V102H52ZM59 105L58 106H55L56 108L55 109H57L58 107H59ZM68 105V104H67ZM9 106V105H8ZM15 106V105H14ZM19 106H20V104H19ZM69 106L71 107V108H69ZM110 106H112V108L110 107ZM168 106V107H167ZM231 106V109H233L234 110V108H233V106L232 105H230ZM230 106H228V107H230ZM248 106H249V108H250V106L252 107V105H250V104H248ZM248 106L246 105L245 107H247L248 108ZM10 107V106H9ZM21 107L23 108V106H22V104H21ZM34 107H37V104L34 106ZM75 107L72 109V106H71V103H69V105H68V107H67V109H68V111H73L74 109H75ZM84 107H85V105H84ZM87 107H89V106H87ZM87 107H85L86 109H87ZM182 107H186L187 109H185V110H183L182 109ZM245 107H244V109H245ZM13 108V107H12ZM46 109H47V107H45ZM44 108V109H45ZM49 108H53L52 106H49L48 107V109ZM59 108H61V106L59 107ZM116 108V109H117ZM166 108H169V109H171V110H169V116H165V115H167V113H168V111H167V113L166 112H164L165 110H166ZM249 108H248V110H249ZM254 108V107H253ZM253 108L251 109L250 108V110H249V112H253V113H255V114H253V117L251 116V117H249L250 118V120H252V122L251 121H249L250 123V125H247L248 123H245V126L247 127V126H249V127H247L248 129H250V127H258L259 126V128H261V130H262V128H264V127H260V126H262L263 124H258V122H257V120L259 119V118H262V116H263V114H261L260 115V113H258V111L257 110H255V111H257V112H255V111H252L253 110ZM16 108L14 107V109L13 110H15ZM47 109V110H48ZM64 110H66V108H63ZM92 109H93V107H91V109H90V111H92ZM96 109V112L97 111H99V110H97V108H95ZM115 110V109H113L112 111H116V113H114V114H112V116L114 117L115 116V114H118V113H120V112H118L117 113V111H119V110ZM12 110V111H13ZM59 110V109H58ZM76 110H78L77 108H76ZM75 110V111H76ZM88 110V109H87ZM86 110V111H87ZM246 111H247V109H245ZM2 111H4V110H2ZM1 111V112H2ZM8 111V110H7ZM93 111H94V109H93ZM99 111V112H100ZM105 111H104V113H105ZM112 111H111V113H112ZM217 111V110H216ZM216 111H213V114L215 113V117H213V116H211V120H212V117L215 119V123L217 122V124L218 125H215L214 126V122H213V120H212V126H214V128L216 129L218 126L220 127V125L221 124H224V126H222L221 125V127H225V124H226V126L228 127V125H230V127H235V126H237V125H239V120H238V118L240 119V124H242V126H240V127H238L237 126V130H238V128H242V127H244V121L242 122V120L244 119V118H248V117H244V116H242V118H241V115L240 116H237V115H235V114H229L230 115V117L228 116L227 117V111H224L225 113H227V114H225L224 112H220V113H222V114H219V112H218V115H216L217 114V112ZM5 112V111H4ZM14 112V111H13ZM18 112V111H17ZM185 112V113H184ZM3 113V112H2ZM87 113V112H86ZM124 113H122V114H124ZM223 113H224V115H223ZM239 113V112H238ZM258 113V114H257ZM99 114V113H98ZM108 114V113H107ZM121 113H120V115H122ZM198 114H199V112H198ZM197 114V115H198ZM202 115L201 116H203V113H201ZM210 114V113H209ZM119 115V114H118ZM128 115V116H127ZM196 115V116H197ZM220 115H221V117H220ZM223 115V116H222ZM225 115H226V117H227V120H228V122H226V117H225ZM254 115H257V116H254ZM259 115H260V117H259ZM92 116H94V115H92ZM97 116V115H96ZM100 116V115H99ZM105 116H107V115H105ZM105 116H103L104 118H105ZM110 116V115H109ZM108 116V117H109ZM132 116V117H131ZM198 116H200V114L198 115ZM218 116H219V120L220 121H218ZM235 117V118H233V119H231L232 117ZM102 117V116H101ZM117 117H119V116H116V118ZM124 117V118H123ZM126 117H128V118H126ZM164 117L166 118V117H168V118H166V119H164ZM191 117V116H190ZM190 117H188V118H190ZM204 117H205V115H204ZM264 117V116H263ZM109 118H111V117H109ZM135 118V119H134ZM195 117H193L192 119H194ZM224 118H225V120H224ZM229 118V119H228ZM236 118H237V121H236ZM99 119H101V118H99ZM115 119V118H114ZM118 119V118H117ZM208 119V118H207ZM255 119H257V120H255ZM110 120H112V119H110ZM121 120V119H120ZM123 120H121V122L120 121H117V122H120L121 124L122 123H124L123 122ZM136 120V121H135ZM181 120V121H180ZM197 120V119H196ZM202 120V119H201ZM204 120V119H203ZM209 120V119H208ZM232 120V121H231ZM233 120H235V121H233ZM253 120H254V122H253ZM106 121H109V119L108 120H106ZM113 121V120H112ZM115 121V120H114ZM130 120H128V122H129ZM130 121V122H131ZM192 121V120H191ZM190 121V122H191ZM195 121V119L193 120V122ZM224 122V123H221V122ZM230 121H231V123H232V126H231V124H230ZM256 121V122H255ZM264 121V120H263ZM110 122V121H109ZM117 122H115V124L117 125ZM126 123L125 124H127V121H125ZM139 122L136 124V123H133V125H138L139 124ZM165 122V121H164ZM199 122H200V120H199ZM205 122V121H204ZM234 122L236 123V124H234ZM237 122H238V124H237ZM242 122V123H241ZM262 122V121H261ZM260 122V123H261ZM142 123V124H141ZM195 123V122H194ZM197 123L198 122H196V125H197ZM206 123V122H205ZM132 124V122L131 123H129L128 125H131ZM195 125V127H198V125L196 126ZM1 126V125H0ZM4 126H6V125H4ZM8 126V125H7ZM144 126H146V125H144ZM199 126H200V124H199ZM205 127V125H201L200 127ZM211 126V125H210ZM208 127H209V125H208ZM218 127V128H219ZM229 127V128H230ZM243 128L244 130L245 129H247V128ZM217 128V129H218ZM176 129V130H175ZM193 129H195V128H193ZM220 129H222V128H220ZM235 129H236V127H235ZM243 129H241V131H237V130H233V128H232V131H234L233 132V134H236L237 132H244V130ZM229 130H231V129H229ZM229 130H227L228 131V133H229ZM192 131V130H191ZM197 131H199V130H197ZM203 131V130H202ZM217 131H219V130H217ZM221 131H224V130H221ZM226 131V132H227ZM235 131H237V132H235ZM247 132H248V130H246ZM260 131V130H259ZM27 132V131H26ZM151 132V131H150ZM149 132V133H150ZM168 132H170V134H168V135H171V131H167V133ZM193 132V131H192ZM215 132H216V130H215ZM261 132H263V131H261ZM39 133V132H38ZM162 133H164V132H162ZM176 133V132H175ZM248 133H250V131L248 132ZM256 133V132H255ZM117 135H127L128 133H125V132H118V133H116ZM115 134V136H117ZM140 134H142V133H140ZM140 134H138V135H140ZM144 134H145V132H144ZM143 134V135H144ZM151 134H153V132H151ZM155 134V133H154ZM231 134H232V132H231ZM29 135H33V133H30V132H28V136ZM34 135H36V134H34ZM141 136V137H145V136ZM150 135V134H149ZM159 135H160V132L158 131L157 132V137L155 136V135H153V138H154V136L156 137V138H159ZM165 135V134H164ZM234 136V135H233ZM237 136V135H236ZM247 136H248V134H247ZM14 137H15V135H14ZM30 137H32V136H30ZM118 137H120V136H118ZM117 137V138H118ZM2 138H6V137H1V139ZM156 138H154L155 140H156ZM259 138V137H258ZM263 138V137H262ZM10 139V138H9ZM119 139V138H118ZM253 140V139H252ZM259 140H261L260 141V143L262 142V139L260 138ZM3 141V140H2ZM239 141V140H238ZM241 141V140H240ZM256 141H258V140H256ZM1 142V141H0ZM10 142V141H9ZM24 142V141H23ZM255 142V141H254ZM6 143V142H5ZM239 143V142H238ZM260 143H259V145H260ZM0 144H2V143H0ZM7 144H8V142H7ZM241 144V143H240ZM3 145V144H2ZM238 146V145H237ZM3 147V146H2ZM2 147H0V149L2 148ZM240 147H242L241 149H234V148H232L233 149V151H232V153H231V150H230V152L229 153H231L230 155L229 154H223V155H221V156H219L218 157V155L215 157V159H214V157H213V159H214V161L212 160H209V161H211V162H209V165L207 166V164H208V162H207V164L206 165H204V166H206L207 167V169H205L206 167H201L200 166V170H201V168H203L202 170L203 171H206L205 173V175H203V176H201V177H199V178H197V176H196V178L195 177H193V175L195 174V172H194V174H193V171L194 170H192V172H189V171H187V172H189V173H187V172H184V173H182L180 170H178V169H180V168H177V167H179V165H177V166H175L174 164H177L176 162H177V159L175 158V159H172L173 161L170 163V162H168V163H170L169 164V168L167 169L168 171L167 172H165L164 170V168H163V166H161V164H159V163H157V165H155V163H156V161H155V163H154V166H153V168H155L156 166H157V168H155L154 170L156 171H158V174H157V177L158 178H156L157 179V184H161L162 186H164L165 188H167L166 189V191L164 190V189H162V190H164L163 191V193H165V195L166 194H169V195H172V199L173 200H168V201H170V202H172L171 204H168L167 203V206L165 205V207L164 208H166V209H164V210H162V212H160V213H164L165 214V219H166V223L167 224H169V225H167L168 226V228L167 227H165V229H168V230H165V231H168L169 233H167V235H163L164 233H162V238H164L165 239V241H163L164 243L163 244H165V246H166V238L167 237H164V236H168L169 237V239H170V242H169V240H167V243L169 242V243H171L172 241H171V236H175V238L177 239V240H179L180 239V237H178L177 235H180V236H182L183 238H181V239H184V240H179L178 241V243H180L181 241H183V243L182 244H185V243H187V242H189V241H192L193 243V246L192 245H190L192 248H194L195 246H196V248L198 249L199 247H197V244L199 245L200 244V242H197V244L195 243V240H196V238L197 237H202V239H204V240H210V242L211 241H213L214 240V242L215 243H217L218 241H219V243H218V245H216L215 243V245H216V248L215 249H217L218 248V250H220L219 252L220 253H218V255L219 254H221L222 253V251H224V253L225 252H227L226 254H228V253H232V251H233V253H234V250L236 251L237 249L239 250V248H240V250L242 249V251H244V249L246 250V249H248V248H246V247H249V250L251 251V252H249V253H253V250H251V248L252 249H254L255 248V250H256V246H258L259 244H262V247L264 248V140H263V144H261L260 146H258L257 145V147L256 148H252L251 150L250 149H248V150H246V151H244V148H243V146L242 145H240ZM239 147V148H240ZM4 148V147H3ZM2 148V149H3ZM246 148V147H245ZM18 149V148H17ZM18 150H20V151H22V149H18ZM24 150V149H23ZM43 150V149H42ZM41 150V151H42ZM2 151V150H1ZM4 151H7V150H5V148H4ZM4 151H3V153H4ZM19 151V152H20ZM39 151V152H38ZM41 151H40V149L39 150H37V152L36 151H34L37 155H39V153H41ZM44 151V150H43ZM12 152V151H11ZM2 153V154H3ZM13 153V152H12ZM43 153V152H42ZM41 153V154H42ZM46 153V152H45ZM43 155V154H42ZM42 157V156H41ZM180 159V158H179ZM245 159H247L246 161H245ZM41 160V159H40ZM2 161H3V159H2ZM5 161H7V160H4V162ZM14 161V160H13ZM16 161V160H15ZM14 161V162H15ZM1 162V161H0ZM14 162H9L10 163V166L8 165L9 163L8 162H5L6 164H4L5 166L6 165H8V167L5 169L3 166V163H1L0 165V264H17L18 262H19V260L20 259H25V257L27 256V254L28 253H30V252H34V259L33 260H36V261H38L37 263H41V264H73V263H79V261H86L87 260V257L86 256H89L90 254H92L93 253V250H95L97 247L96 246H99V245H102L101 244V242L103 241L104 243L107 241V239H108V241L106 242V243H109V245H111V244H113V245H111V246H115L116 244H115V242H114V240L116 239V240H123L122 242H124L125 244H127L126 242H128L129 243V248H130V243L132 242V240H134V239H132V237H130L132 240H131V242H130V238L128 239V236H131L130 234L129 235H127L128 233V230L130 229L131 230V228H133L132 229V231H134L135 229L137 230V229H139L138 228V222L137 221H139V220H137V219H139L138 217H136L137 215H136V211H135V209L133 208L134 207V204H136V203H141V202H136V201H139V199L142 201V203L143 204H146V207H147V212H149V210H148V206L149 205H152V203L150 204V202H152V199L150 198V201L149 202H147V203H145V202H143V200L144 201H148V198H149V196L147 195V194H145V196L143 195V198L141 197L142 196V192L144 193V191H142V189H139L138 187V189L139 190H137V188H136V190L135 189H132V190H135V192L136 193H134L132 190H131V188H135L136 186H132V185H136L135 183H133V180L132 179H130V177H132V175L135 173V172H133V174L132 175H129L130 177H128L127 175H128V172L126 171V174L127 175H125L124 177H126V178H129V180L128 181H131L130 183L129 182H127V185H126V182L125 183H122L123 184V186L124 187H126V188H124L123 187V189L122 188H120V189H122V190H120L119 189V186L117 185V186H115V184H116V182H114V181H116V180H114V181H110L109 179H106V178H98L99 176H95L96 178L95 179H90V181H88L87 182V177H85L86 176V174H88L87 173V169H81L82 171L80 172V173H76L78 176L77 177H82V178H79V179H77L76 178V180L75 179H72V177L75 175H71L72 173H70L68 170H67V168L68 167H66V163L64 164V162L61 164L60 163V165L59 164H57V166H51V164L52 163H47V164H44V163H34L33 162V164H31V162H30V164H27V162L26 163H24V162H22L24 165L22 166L21 165V163H17V161L14 163ZM42 162V161H41ZM181 162V161H180ZM183 162V161H182ZM13 165H12V164ZM17 163V164H16ZM94 163V162H93ZM152 163L153 162H151L150 164L152 165ZM71 164V163H70ZM89 164V163H88ZM88 164H86V165H88ZM97 164V163H96ZM145 164H147V163H145ZM182 164V163H181ZM187 164H189V163H187ZM192 164V163H191ZM198 164V163H197ZM196 163L195 164H192V166H195L196 168H199L198 167V165H197ZM55 165V164H54ZM75 165V164H74ZM80 164H77L76 166H79ZM83 165V164H82ZM85 164L83 165L84 166V168H85V166H86ZM114 164H111L110 163V165L108 164V166H107V163H106V167H107V169L106 168H104V169H106L107 170V173H105L104 175H108V176H115L114 174H117V172H115V169H116V167L114 168V166H113ZM200 165V164H199ZM202 165V166H203ZM75 166V167H76ZM83 166H80V168L81 167H83ZM91 166L92 167H94L93 166V164H91ZM95 166H97V165H95ZM187 166H189V165H187ZM74 167V166H73ZM87 167V166H86ZM80 168H78L77 167V169L76 170H78V169H80ZM162 168V169H161ZM186 168V167H185ZM89 169V168H88ZM129 168H127L126 170H128ZM164 169V170H163ZM195 169V168H194ZM83 170H86L85 172H86V174L83 172ZM90 170V169H89ZM95 170H97V169H95ZM106 170H103V171H106ZM131 170V169H130ZM133 170V169H132ZM184 170V169H183ZM196 170V169H195ZM116 171H120L119 169L118 170H116ZM156 171V172H157ZM162 171H164V172H162ZM202 171V173L204 174V172ZM76 172V171H75ZM89 172V171H88ZM90 172H92V174H94V172L93 171H91L90 170ZM99 172V171H98ZM97 172V173H98ZM196 172H198V170L196 171ZM84 173V174H83ZM100 173H101V171H100ZM100 173H98V174H96V175H100ZM123 173V170L121 171V174ZM164 173H167V175L166 174H164ZM191 173V174H190ZM200 173V172H199ZM198 173V174H199ZM118 174H120V172L118 173ZM201 174V173H200ZM55 175L59 178V179H56L57 177H55ZM69 175H71V176H69ZM184 175H187V176H184ZM195 175H197V173L195 174ZM194 175V176H195ZM62 176H68V177H62ZM167 176L169 177V178H171V179H169V178H167ZM83 177H84V179H83ZM100 177H101V175H100ZM105 177V176H104ZM61 178H64V179H61ZM75 178V177H74ZM134 180H136L137 181V179L135 178V177H132ZM81 179V180H80ZM87 179V180H86ZM125 179V178H124ZM80 180V181H79ZM82 180L84 181V182H82ZM119 180H120V177L118 178V180H117V184L119 183L120 184V182H119ZM125 180H127V179H125ZM52 182H55V184L56 185H53V186H51V184H52ZM123 182H124V180H123ZM49 183H51L50 185H48ZM129 183V184H128ZM50 187V188H52V189H50L49 187H47V185ZM130 184H132L131 185V187L129 186ZM58 185H64V186H67V190L69 191L68 192V194H70V196H67V195H64V194H67V192L66 193H63V192H61V191H58V192H60V194L57 192V191H55V190H57V188L56 187H58ZM126 185V186H125ZM55 186V187H54ZM113 186V187H112ZM129 186V187H128ZM162 186H159L160 188H163ZM101 187H106L105 189H109V190H106V192L108 193V194H110V193H113L112 195L113 196H115L116 197V195L118 194V190L120 191V193L119 194H122V196H124V198L126 197V199H122L123 201L125 200V203L123 204V201L122 202H120V204L122 203V206L123 207H121V210L122 209H124V211L125 212H127V213H125L123 210V213H118L117 211L118 210H115V211H113V210H109V212L108 211H106L107 213H109V215H105V217H107L108 219H106V221H107V223H108V229H107V232H105L106 234H104V232H103V234H102V231H101V229L103 228H100V227H96V228H94L95 226H92V227H89V226H91L90 225V223H94V217L95 216H92V214L91 215H89L88 214V212H87V216H86V213H85V211L83 212V213H80V211H77V210H75L73 207L74 206H76L75 208H78V206L77 205H75V203H72V200H70V199H73V196H74V193H76L77 192V190H80L81 191V188H82V192H83V189H84V191L87 189V191L86 192H89L88 191V189H100ZM115 187H117V189L116 190H114L115 189ZM127 187H128V189H127ZM55 190H54V189ZM114 188V189H113ZM63 190H64V188H62ZM66 189V188H65ZM114 191H113V190ZM54 190V191H53ZM111 190H112V192H111ZM66 191V190H65ZM77 192V193H79V194H81V192ZM92 191V190H91ZM95 191V190H94ZM109 191V192H108ZM124 191V192H123ZM85 192V193H86ZM123 192V193H122ZM139 192V193H138ZM62 193H63V195H62ZM114 193H117V194H114ZM78 194V195H79ZM118 194V195H119ZM81 195H83V194H81ZM112 195H110V196H112ZM130 195V196H129ZM132 195H134V196H132ZM203 195V196H202ZM84 196V195H83ZM86 196H88V195H86ZM92 196V195H91ZM108 197V195L107 196H104L105 198L107 197L109 200L111 199V198H114V197ZM136 196V197H135ZM146 196H148V197H146ZM166 196H168V195H166ZM197 196L200 198L201 196L202 197H204L205 198V200H203V201H200L199 200V198H197ZM74 197H76V196H74ZM78 197H82V196H78ZM77 197V198H78ZM139 197V198H138ZM144 197H146V198H144ZM169 197V196H168ZM66 198H68L71 202V204H69V206H68V204H66V202H65V200H67ZM116 198H123V197H116ZM132 198H134L133 200L135 201V203L132 201V204L130 203V202H126L127 201V199H128V201L130 200V199ZM136 198H138V199H136ZM169 198H171V196L169 197ZM115 199V198H114ZM114 199H112L111 201H113ZM194 199H198V203L199 204H195L194 202H196L197 203V201H194ZM77 200H79V199H77ZM76 200V201H77ZM108 201V200H107ZM115 201H116V199H115ZM131 201V200H130ZM77 202H79V201H77ZM65 203V204H64ZM67 203H69V201L67 202ZM81 203V202H80ZM119 203V202H118ZM128 203L131 205V206H133V207H131L130 206V208L129 207H125V206H128ZM166 203V202H165ZM195 204L194 206H190V204ZM72 204H74V205H72ZM77 204V203H76ZM120 204L117 206V207H120ZM149 204V205H148ZM70 205H72L73 207H71ZM83 205V204H82ZM148 205V206H147ZM84 206V205H83ZM213 206V207H212ZM65 207H67V208H65ZM81 207V206H80ZM79 207V208H80ZM85 207V206H84ZM145 207V208H146ZM81 208H83V207H81ZM144 208V209H145ZM149 208H150V206H149ZM205 208H207V210H205V212H204V209ZM128 210V211H126V210ZM130 209H132V211H130ZM146 210H143V211H145L143 214H146ZM151 210H153V209H151ZM165 210H166V212H165ZM129 212H135V213H129ZM153 212V211H152ZM152 212H149V214L150 213H152ZM160 213H159V215H156V213H152V215H156V216H160ZM126 214H131V215H127V217H126ZM119 215V216H118ZM135 215V216H134ZM89 216H92L91 218L93 219V220H91V218L89 219ZM134 216V217H133ZM147 216V215H146ZM128 217H130V218H128ZM131 217H132V221H134V222H132L131 221ZM117 218V219H116ZM137 218V219H136ZM146 218V217H145ZM148 218H150V216L148 217ZM151 218H153V217H151ZM150 218V219H151ZM4 219V220H3ZM126 219H128V221H127V223H126ZM149 219V220H150ZM153 219H155V218H153ZM91 220V221H90ZM152 220V219H151ZM150 220V221H151ZM155 220H158V219H155ZM11 221H13V222H15V223H17L16 224V228L15 227H13V226H10L9 225V222H11ZM90 221V222H89ZM93 221V222H92ZM131 221V222H130ZM160 221V220H159ZM66 222H71V223H73L75 226H76V224H77V227H79V226H84L83 228H76V229H74V227L73 228H70V227H64V223H66ZM125 222V223H124ZM76 223V224H75ZM129 223V224H128ZM135 223V224H134ZM78 224H80V225H78ZM83 224V225H82ZM118 225V226H116V225ZM121 224V227H124V226H126V227H124V229H121V230H118V229H115L116 227L117 228H121V227H119V225ZM125 224V225H124ZM127 224V225H126ZM132 226H134V225H136V226H134V227H131V225ZM163 224V223H162ZM61 225V226H60ZM87 225H89V226H87ZM60 226V227H59ZM129 226L131 227V228H129ZM162 226H165V225H162ZM72 227V226H71ZM128 227V228H127ZM63 228V230L62 231H59V229H62ZM106 228V227H105ZM125 228H127V229H125ZM164 228V227H163ZM17 229V230H16ZM92 229V230H91ZM93 229H95V230H93ZM97 229H100L99 231L97 230ZM16 230V231H15ZM22 232V236H20L19 235V233L18 232H20V231ZM85 230V231H84ZM102 230H104V229H102ZM114 230H116V231H114ZM123 230H125L124 232H126V233H122L121 231H123ZM135 230V231H136ZM96 231H98V232H96ZM137 231H139V230H137ZM136 231V232H137ZM87 232V233H86ZM95 232V233H94ZM108 232H109V234H108ZM115 232V233H114ZM136 232H135V234H136ZM164 232V231H163ZM176 232H178V233H176ZM59 233H61L63 236L62 237H64V238H66V242H64L63 241V239L62 240H59L58 241V237H57V235L59 236ZM121 233V234H120ZM132 233H134V232H132ZM203 233H205L204 235H203ZM207 233V234H206ZM116 234V235H115ZM124 234H126V235H124ZM120 235H122L124 238H127L128 240L126 241V239L124 240V238L122 237V236H120ZM135 236V235H134ZM80 237H82V238H80ZM83 237H85V240H91L92 241V243H91V241H89V243H91L87 248H85V250L83 249V248H80V249H82L81 251H84L83 253L79 250V249H77L78 248V246L80 245V243H81V240L83 239ZM107 237V238H106ZM121 237V238H120ZM137 236H135V238H136ZM179 238V239H178ZM29 239H31V240H35L36 241V243L37 244H35L34 245V247L33 248H29L28 247V243L30 242H27V240H29ZM164 239H162V240H164ZM173 240H175L174 238H173ZM177 240H175V242H177ZM187 240V241H186ZM49 241H52L51 243H54V244H50L48 247H46L45 248V246H46V244L48 245L49 244ZM217 241V242H216ZM241 241H245V242H242V243H240ZM69 242L71 243H73L74 244V246H71V244H69ZM102 242V243H103ZM112 242H114V243H112ZM185 242V243H184ZM223 242V243H222ZM258 242V243H257ZM100 243V244H99ZM221 243V244H220ZM231 244L232 245V247L230 246V245H228V244ZM258 244V245H254V244ZM72 244V245H73ZM79 244V245H78ZM181 243L179 244V245H177L176 244V247H175V249L179 246H181L182 245ZM196 244V245H195ZM211 244V243H210ZM53 245V246H52ZM78 245V246H77ZM212 245V244H211ZM103 246V245H102ZM201 246V245H200ZM205 246V245H204ZM214 246V245H213ZM230 246V247H229ZM234 246V247H233ZM235 246H239V248H237V249H235L236 247ZM90 247H94L93 248V250L90 248ZM169 247V246H168ZM208 247V246H207ZM244 247V248H243ZM260 247H261V245H260ZM99 248V247H98ZM97 248V249H98ZM189 248V247H188ZM262 248V249H263ZM89 249H91V250H89ZM166 249H168L167 248V246H166ZM169 249H170V247H169ZM175 249H170V250H175ZM209 249H211L210 248V245H209ZM209 249H207L208 251H209ZM259 249V248H258ZM130 250H132V249H130ZM164 250V249H163ZM170 250H168L169 252H171V253H175V252H173V251H170ZM178 250V249H177ZM212 250V249H211ZM218 250H217V252H218ZM261 250V249H260ZM182 251V253H183V251L185 252V250H181ZM192 251L193 252H195V249H192ZM205 251V253L206 254H208L207 256H209V254L210 253H212V251L210 252L209 251V253H207L206 252V250H204ZM204 251L202 252L201 251V254H204ZM242 251H240L242 254V256H243V254L246 252H242ZM91 252V253H90ZM131 252V251H130ZM162 252H164V251H162ZM161 252V253H162ZM180 252V250L179 251H176V253H179ZM217 252L215 253V255L217 254ZM165 254H167V252H166V250H165V252H164ZM182 253H179V255H177V254H175L176 256H179L180 258H182L181 256H182ZM186 254H187V251L185 252ZM196 254H199V252L197 253V252H195ZM239 252H237V254H238ZM254 253H256V252H254ZM254 253H253V256L251 255V257L253 258L254 257ZM261 253V252H260ZM259 253V254H260ZM170 254V253H169ZM186 254H185V256H186ZM213 254V253H212ZM223 254V253H222ZM263 254V253H262ZM128 255H129V253H128ZM225 255V254H224ZM223 255V256H224ZM235 255V254H234ZM239 255H240V253H239ZM238 255V256H239ZM264 255V254H263ZM93 256V255H92ZM131 256V255H130ZM204 256H205V254H204ZM203 255H202V257H204ZM219 256H221V255H219ZM219 256H216V257H218L219 259H220V257ZM226 256V255H225ZM224 256V257H225ZM233 256V255H232ZM249 256V255H248ZM248 256H247V254H246V257H245V255L243 256V258H241L240 256L238 257V258H241L240 260L241 261H239L238 260V262H242V259H245V258H248ZM257 256V255H256ZM260 256V255H259ZM222 257V256H221ZM223 257V258H224ZM227 258H230L229 256H226ZM235 257V256H234ZM245 257V258H244ZM250 257V256H249ZM261 257V256H260ZM128 259H131V258H133V257H127ZM184 258V257H183ZM182 258V259H183ZM237 258V257H236ZM237 258V259H238ZM88 259H90V258H88ZM169 259V258H168ZM178 259V258H177ZM182 259H178V260H182ZM219 259H217L216 258V261L217 260H219ZM256 259V258H255ZM116 260H119V259H116ZM121 260V259H120ZM123 260V259H122ZM132 260H138V259H135V258H133ZM169 260H172V258H170ZM223 260H226L224 263H223ZM223 260H219L220 261V263H218L217 262V264H229V263H227L228 262V260L227 259H223ZM235 260V259H234ZM263 260H264V258H263ZM88 261V260H87ZM97 261H99V259L98 260H95V262H91V263H93V264H99L100 262H101V260L99 261V262H97ZM107 261V260H106ZM106 261L104 262V263H106ZM103 262V261H102ZM115 262V261H114ZM114 262H111V261H108L107 263L109 264V263H112V264H119V263H114ZM117 262H120V261H117ZM124 263L125 262V259H124V261H121L120 262V264L121 263ZM209 262V261H208ZM214 262V261H213ZM222 262V263H221ZM231 262V261H230ZM234 262V261H233ZM235 262H237V260L235 261ZM235 262H234V264H235ZM238 262L236 263V264H238ZM88 263H90V262H88ZM243 263H245V260H243ZM19 264V263H18ZM208 264H210V263H208ZM214 264V263H213ZM230 264H232V263H230ZM262 264V263H261Z\"/></svg>",
	"mask_w": 264,
	"mask_h": 264
},
{
	"label": "flooded vegetation",
	"instance_id": "obj_3",
	"mask_svg": "<svg viewBox=\"0 0 264 264\" xmlns=\"http://www.w3.org/2000/svg\"><path fill=\"white\" fill-rule=\"evenodd\" d=\"M33 253V255H34V252H32ZM33 259H34V257H33ZM32 259V260H33ZM20 260H22V261H24V262H27V261H29L28 259H27V256L25 257V259H20Z\"/></svg>",
	"mask_w": 264,
	"mask_h": 264
}]
</instances>
